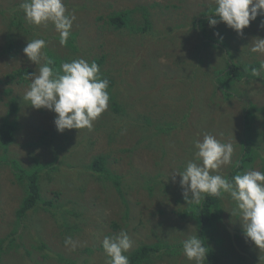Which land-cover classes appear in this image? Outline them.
I'll return each mask as SVG.
<instances>
[{"label": "rangeland", "instance_id": "374dc122", "mask_svg": "<svg viewBox=\"0 0 264 264\" xmlns=\"http://www.w3.org/2000/svg\"><path fill=\"white\" fill-rule=\"evenodd\" d=\"M22 2L0 0V122L14 106L13 98L17 99L18 108L15 141L6 152L0 147V240L7 241L13 229L23 231L17 238L18 246L7 250L8 254H0V264H37V261L65 264L53 256L42 262L41 254L45 253L36 251L40 243L77 261L76 264H83L85 259L89 260L86 264H106L103 238L118 236L122 231L132 241L127 253L142 244L154 243L162 234L175 243L164 242L166 245L181 247L179 253L167 252L152 264H194L185 257L182 241L195 234L202 237L190 217H178L188 202L182 195L179 175L173 179L172 174L183 172L187 163L195 159L193 142L202 140L205 134L214 135L222 143H231L234 162L240 157V142L246 136L242 127L244 112L250 109V103L264 106V68L261 67L264 54L250 50L255 38H264V14L258 15L243 30V35L219 22L209 36L222 39L223 45H212L209 40L206 45V39L202 42L194 31L193 21L203 11L214 9V0H63L67 12L76 17L71 28L75 49H71L60 44L59 33L51 23L47 26L28 23L20 8ZM139 6L148 7L152 14V35L151 32L131 35L113 29L108 23L112 13ZM133 16L137 20L135 24L140 26L137 10ZM20 32L28 33L23 36ZM11 34L17 42L9 49L7 41ZM33 39L46 41L43 49L46 56L51 53L67 56L71 61L83 58L88 62L103 56L102 70L121 81L118 85L125 102L134 104L140 112L147 109L155 117V124L164 121L171 124L172 117L180 118L178 127L168 130L169 135L155 131V135L140 140L139 133L126 126L120 136L111 139L109 128L114 121L112 116H116L108 107L93 122L91 131L85 128L58 132L53 122L54 112L35 109L23 99L31 83L29 76L22 84L6 81V75L17 69L28 68L31 74H38L39 66L23 52L27 42ZM226 62L254 65L250 73L257 77L223 88L233 92L230 98L217 88L223 87ZM257 115L262 118L254 120L253 128L260 133L263 143L257 144L255 160L245 171L264 172V115ZM100 154H108L111 172L121 176L123 197L111 181L92 179L87 165ZM9 160H16L25 168L36 161L53 165L49 171L41 172L42 197L78 209L79 216H69L71 223L82 228L71 237L76 242L75 250L65 246L69 236L60 231L43 209L29 212L27 218L17 223L16 211L24 191L15 182ZM232 167H222L213 174L226 176ZM148 178L154 181L151 190ZM222 200V215L214 223L216 229L211 234L212 238L217 234L219 239L210 241L221 263L264 264V250L251 241L246 242L241 217L231 214L235 202L228 194ZM2 247L6 249V243ZM88 247L92 253L86 252ZM25 250H31V255Z\"/></svg>", "mask_w": 264, "mask_h": 264}, {"label": "clouds", "instance_id": "9594fccd", "mask_svg": "<svg viewBox=\"0 0 264 264\" xmlns=\"http://www.w3.org/2000/svg\"><path fill=\"white\" fill-rule=\"evenodd\" d=\"M215 8L207 19L210 26L223 22L238 35L258 15L264 14V0H214ZM20 8L25 19L33 25H54L59 33L60 44L66 45L71 28L76 19L74 13H68L63 0H23ZM217 35H219L217 33ZM46 41L33 39L23 49L29 61L39 66V72L29 75L31 83L23 99L35 109H47L54 112L56 130L93 128V122L108 109L110 96L107 91L109 81L102 78L96 62L89 63L83 58L64 62L59 71L52 67L53 60L43 49ZM251 52L264 54V38H255ZM264 68V64L261 65ZM254 74H258L254 70ZM194 160H190L183 172L178 174L183 189L182 195L188 203L199 204L207 197L222 198L228 194L235 202L232 215H239L243 221L244 236L257 248L264 250V172L248 170L236 174L231 179L213 174L225 166L236 167L233 161L234 148L231 143H222L214 135L205 134L196 139ZM190 197V199H189ZM65 246L76 248L71 237L65 239ZM183 253L194 264H205L207 248L202 239L191 235L182 241ZM102 247L108 259L106 264H129L127 253L132 241L126 232L118 236H105Z\"/></svg>", "mask_w": 264, "mask_h": 264}, {"label": "trees", "instance_id": "16d2710c", "mask_svg": "<svg viewBox=\"0 0 264 264\" xmlns=\"http://www.w3.org/2000/svg\"><path fill=\"white\" fill-rule=\"evenodd\" d=\"M135 10H137L140 15V26L135 24L137 23V20L133 16ZM212 12L213 9L208 12L203 11L201 14H199L193 21V28L197 35L201 37L202 42H205L204 39H206V45L209 41L212 42V45L216 43L223 45L222 39L209 36L212 30L216 29L217 27L216 25L210 26L207 19L210 15H212ZM151 15L152 14L150 13L148 7L139 6L134 10L128 9L112 13L108 17V23L113 29L121 31L125 30L131 35L140 34L141 36H143L145 33L148 34L149 32H151L152 35V29H154V27L153 22L151 21ZM27 33L28 32H20V34L23 36H25ZM74 40L75 36L74 34H71L67 43V45H69V48L71 49H75ZM16 42V37L11 34L7 41V47L9 49L14 48L16 46ZM219 44L216 46H219ZM47 57L53 60L54 63L52 67L55 71L60 70V66L62 63L71 62V58L67 56L59 57L57 55H52L51 53H49L47 54ZM228 60L230 61L231 59L229 58ZM93 61L96 62L99 66L102 78H107L109 81V85L107 88L110 96L108 110L116 116V118L112 116L114 121L109 128V138L112 139L115 136H120L122 131L126 129V126H129L130 130L132 129L135 132L139 133L140 140H144L145 138L155 135V131H157L159 135H169L168 130L174 127L176 129L178 127V118L174 120V118L172 117L173 123L171 124L167 121H164L163 124H155V117L153 119V116L150 115L151 113L147 109L143 108V112H140L136 109V106H134V104L125 102L121 96L122 90H120V86L118 85L121 83V81H117L118 77H115L114 75L110 76L109 72L102 70L104 57L100 56L99 58H94L93 60L89 61V63ZM254 68L255 66L251 64H245L244 66H242L240 63H232L231 65H229V62H226V64L223 66L222 71L224 77L223 87L219 88L218 86L217 88L220 89L218 91L222 92L226 98H230L233 92L231 90L222 89L230 88V85L234 84V82H242L244 80L248 82L250 79L257 78L250 73ZM31 73L32 71L28 68L17 69L16 71H13L6 75V81L22 84L27 80V76H29ZM16 100V98L12 99L14 106H11L10 110L4 117L1 118L0 122V147L4 150V152H6L8 147L15 141V136L18 129V125L15 122L16 113L18 111V108L15 107ZM136 105H139V103ZM248 106H250V109L245 110L242 124L244 133L246 132V136H244V138L240 142L241 154L235 162L237 166L232 167L230 173L225 176L229 179L234 177L236 174L243 173L253 163V161L255 160L254 151L257 153V144L259 145V143H263L260 133H258L257 129L253 128V122L255 119L262 118V115L258 116L257 114L264 115V106L258 107L251 103ZM165 116L161 117L164 118ZM178 120L179 122L181 121L180 118ZM55 144L59 146L58 143ZM108 157V154H100L95 156L87 165V168L89 170V173L93 175V180L100 179L111 181L120 196L123 197V193L121 192L120 187L121 176L115 175L111 172V169L108 166ZM7 163L11 167L12 173L16 179L15 182L18 185L22 186L24 191V196L19 204V208L16 211L17 223L22 221L24 218H27L29 212L43 209L51 215V218L56 222L60 231L65 233L64 235L72 237L74 234L76 235L77 233L82 231V228L79 226V224L71 223L69 218V216H79L77 208L72 207L70 209L68 206L60 202L44 200L42 197L41 172L42 170L49 171V169L53 166L51 163H40L36 161L33 166L27 168L23 167L16 160H9ZM147 184L149 185L148 189L151 190L152 188L150 186H153L154 181L151 178H148ZM80 189L82 188L80 187ZM222 199L223 197H207L199 204L187 203L186 207L178 214V217L179 215H182L180 219L190 217L191 220L196 223L202 239L205 238L203 242L208 252L205 264H222L221 257L218 256L217 252L210 245V241H217L219 239L217 234H214L213 238L211 237V234L216 229V227H213L214 223L217 222L222 215ZM21 233L23 234V231L19 233L16 229H13L10 233V238L7 241L6 238L0 240V254H8L9 252L7 250L17 247L19 244V240L17 238L21 237ZM15 235L17 236L15 237ZM164 242L175 244L172 242L171 237H166L162 236V234H159L158 239H156L154 243L142 244L131 252L125 253V255H127L129 258V264H152L156 259L165 257V255H167V252H169L170 255L179 253L178 248L181 247V245L175 247L166 245ZM5 243L7 245L6 249L2 247ZM91 250L92 249L90 247L86 248V252L88 253H92ZM36 251H42L43 253H45L41 254L42 262L47 261L49 258H51V256H53L52 258H57L58 261L65 264L77 263V261L68 259L61 253H55L51 251V249L44 243H40L36 248ZM31 252V250H25V253L28 256L31 255ZM88 261L89 260L85 259L83 264L88 263ZM36 263L38 264L39 262L37 261Z\"/></svg>", "mask_w": 264, "mask_h": 264}]
</instances>
